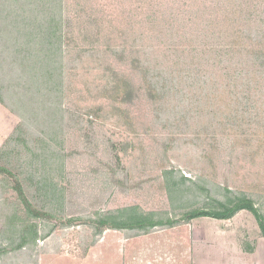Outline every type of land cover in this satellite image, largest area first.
Listing matches in <instances>:
<instances>
[{"label": "rangeland", "instance_id": "rangeland-1", "mask_svg": "<svg viewBox=\"0 0 264 264\" xmlns=\"http://www.w3.org/2000/svg\"><path fill=\"white\" fill-rule=\"evenodd\" d=\"M60 16L62 75L51 97L19 85L16 57L33 51L23 37L0 41V166L40 169L48 142L61 203L57 218L37 221L35 245L12 251L25 216L0 175V264H264L248 211L140 236L109 228L99 236L92 225L127 206L179 222L211 203L171 199L168 169L217 200L225 189L246 194L264 213V0H63ZM49 109L61 126L54 142Z\"/></svg>", "mask_w": 264, "mask_h": 264}, {"label": "trees", "instance_id": "trees-1", "mask_svg": "<svg viewBox=\"0 0 264 264\" xmlns=\"http://www.w3.org/2000/svg\"><path fill=\"white\" fill-rule=\"evenodd\" d=\"M50 1L53 2L52 6L47 4ZM0 5L3 6L0 12V20L2 18L0 29L6 33L0 38V41L4 38L5 40L1 42L6 45L12 41L20 42V38L23 37V41L20 43L23 42L28 48H33L31 53L21 51L16 57L17 60L19 59L21 73L19 85L29 86L33 91L46 90L47 92L44 91L45 95L50 94L51 97L53 93L56 94L57 91H60L57 90L58 78L56 77L58 73L62 75L59 60L62 55L59 57L57 51H62L61 44L63 41L57 22L60 21L59 17L61 19L63 0H0ZM18 8L22 12L28 13L26 17L21 16L20 10H17L16 13ZM45 8L51 12L52 16L49 15L41 21L37 18L33 20L32 14ZM9 17H11L10 21L7 20ZM32 54H34L35 60H33ZM13 63L16 65L15 62ZM0 101L4 103L1 96ZM47 116L49 118V130L46 134L54 142L56 141L54 136L57 137L58 131L61 130L60 122L56 119V113L52 109H49ZM20 131L19 127L18 136ZM12 143L13 139H10L6 145ZM29 149L32 151L31 148ZM42 149L50 151L52 156L46 157L48 152L43 155L45 163L40 166V169L35 170L32 167H26L18 170L14 166L12 168L0 166V175L6 176L7 180H12L14 191L18 197L16 215L23 217L24 213L25 216L23 217V225L14 226L18 241L12 251H21L29 247L30 244L35 245L37 243L39 239L38 220L58 217L56 207L61 204L57 195L59 181L55 179L56 177L53 178L49 172L51 171L50 168L53 167V161L56 159V153L53 146L48 142L43 143ZM164 176L167 179V188L171 199L175 197L193 198L188 200L195 201L200 195H206L205 198H208V201L211 200V203L184 212L179 222L176 220V216L162 218L157 212H145L139 206H127L100 215L96 220H93L92 225L98 227L97 232H95L96 235L102 236L105 228L132 231L138 236L148 235L157 228L171 229L181 225V223H190L201 218L226 221L234 218L241 211H248L257 220L264 237V213L253 198L243 193L235 195L231 190L225 189L227 199L217 200L212 194L213 189L203 185L200 183L201 181L185 177L177 170H165ZM169 182L171 184H168ZM173 207L178 208L177 205H173ZM46 236L48 234L44 235V237Z\"/></svg>", "mask_w": 264, "mask_h": 264}]
</instances>
